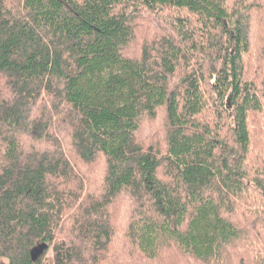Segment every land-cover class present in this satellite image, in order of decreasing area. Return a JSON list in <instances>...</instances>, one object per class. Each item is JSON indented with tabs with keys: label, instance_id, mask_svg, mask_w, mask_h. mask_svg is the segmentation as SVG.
Masks as SVG:
<instances>
[{
	"label": "trees",
	"instance_id": "trees-1",
	"mask_svg": "<svg viewBox=\"0 0 264 264\" xmlns=\"http://www.w3.org/2000/svg\"><path fill=\"white\" fill-rule=\"evenodd\" d=\"M251 10L264 0H0V263L160 264L171 248L227 264L243 234L228 214L264 197Z\"/></svg>",
	"mask_w": 264,
	"mask_h": 264
},
{
	"label": "rangeland",
	"instance_id": "rangeland-1",
	"mask_svg": "<svg viewBox=\"0 0 264 264\" xmlns=\"http://www.w3.org/2000/svg\"><path fill=\"white\" fill-rule=\"evenodd\" d=\"M234 0H229L232 3ZM252 14V28H251V50L250 55L246 57V70L252 76L253 74H260L264 71V10H251ZM260 22H257V20ZM135 45L132 48V52H135ZM227 110H230L231 104L226 99ZM251 122L252 133V145H251V158L254 155H258L255 161V165L260 164L264 156V105L260 112L251 113L249 116ZM155 130V125L152 123H146L140 133L142 140H147L149 132ZM89 174H93L90 172ZM244 204H248L252 215L249 212L242 211V208H246ZM231 214H228V218L232 215V222L238 227L239 230H243L241 238L231 246L226 252L230 255L227 264H256L254 262L255 253L250 252L251 248L255 246V250L263 259L264 264V197L249 190L248 198L245 201H241L240 205H234ZM253 212H257L253 216ZM121 211L119 209L117 217H120ZM123 233L119 232L117 244H123ZM117 235V233H116ZM259 243V244H257ZM258 247H262L261 251ZM116 242L111 246V251L114 252L117 249ZM165 251L160 257V264H187L186 258L180 259L177 257L174 249ZM121 251H119V254ZM243 258L240 259V258ZM119 258V256H118ZM188 261V260H187ZM0 264H7L6 261H2ZM192 264V263H190Z\"/></svg>",
	"mask_w": 264,
	"mask_h": 264
},
{
	"label": "water",
	"instance_id": "water-1",
	"mask_svg": "<svg viewBox=\"0 0 264 264\" xmlns=\"http://www.w3.org/2000/svg\"><path fill=\"white\" fill-rule=\"evenodd\" d=\"M229 100H227V102H228Z\"/></svg>",
	"mask_w": 264,
	"mask_h": 264
}]
</instances>
